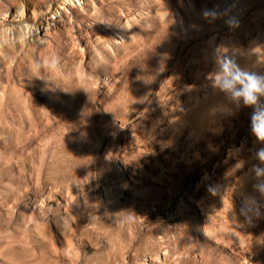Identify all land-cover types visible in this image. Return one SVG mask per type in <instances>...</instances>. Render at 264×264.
Masks as SVG:
<instances>
[{
    "label": "rangeland",
    "instance_id": "374dc122",
    "mask_svg": "<svg viewBox=\"0 0 264 264\" xmlns=\"http://www.w3.org/2000/svg\"><path fill=\"white\" fill-rule=\"evenodd\" d=\"M63 3L0 0V264H264L262 145L212 83L264 71V0Z\"/></svg>",
    "mask_w": 264,
    "mask_h": 264
},
{
    "label": "clouds",
    "instance_id": "9594fccd",
    "mask_svg": "<svg viewBox=\"0 0 264 264\" xmlns=\"http://www.w3.org/2000/svg\"><path fill=\"white\" fill-rule=\"evenodd\" d=\"M205 18L216 19L217 13L212 10L204 11ZM232 26L233 22L228 21ZM56 61H53L55 64ZM217 70L212 76L213 87L223 94L225 100L239 110L251 109L250 130L257 142L262 146L257 148L254 158L259 161L253 165L251 171L255 177L264 181V71L251 70L241 67L234 56L219 55L216 59ZM232 114V108L226 109ZM256 187L264 192V182ZM212 194L217 192V186H209Z\"/></svg>",
    "mask_w": 264,
    "mask_h": 264
},
{
    "label": "bare ground",
    "instance_id": "6f19581e",
    "mask_svg": "<svg viewBox=\"0 0 264 264\" xmlns=\"http://www.w3.org/2000/svg\"><path fill=\"white\" fill-rule=\"evenodd\" d=\"M83 0H64V3L62 5H60L61 7L58 8L56 11H54L55 14H58L60 13V9L65 11V10H68L67 9V6L68 5H71V4H76V3H79V5H82L83 3ZM49 10H51V7H49ZM9 12H10V9L8 10V8L6 9V11H3L0 13V18H10L11 16H9ZM57 16H52L51 19H56ZM3 22V20H1ZM6 25H5V21H4V25L1 27V32H0V39H2L3 37V30L4 31H7V29L5 28Z\"/></svg>",
    "mask_w": 264,
    "mask_h": 264
}]
</instances>
